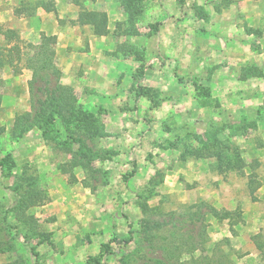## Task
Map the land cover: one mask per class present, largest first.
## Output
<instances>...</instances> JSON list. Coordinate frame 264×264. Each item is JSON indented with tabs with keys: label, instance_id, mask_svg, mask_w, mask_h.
Returning a JSON list of instances; mask_svg holds the SVG:
<instances>
[{
	"label": "rangeland",
	"instance_id": "obj_1",
	"mask_svg": "<svg viewBox=\"0 0 264 264\" xmlns=\"http://www.w3.org/2000/svg\"><path fill=\"white\" fill-rule=\"evenodd\" d=\"M71 1L111 3L109 17L101 5L90 11L119 40L106 85L71 87L75 107L101 125L62 124L51 102L35 116L25 60L40 41L15 42L18 57L0 35V264H138L143 252L175 263L163 250L178 233L198 246L184 245L177 264L218 248L234 251L235 264H264V85L245 84L257 76V20L245 22L242 0ZM245 46L253 53L241 64ZM30 190L41 198L23 214ZM201 203L229 216L180 231L175 220Z\"/></svg>",
	"mask_w": 264,
	"mask_h": 264
},
{
	"label": "crops",
	"instance_id": "obj_2",
	"mask_svg": "<svg viewBox=\"0 0 264 264\" xmlns=\"http://www.w3.org/2000/svg\"><path fill=\"white\" fill-rule=\"evenodd\" d=\"M242 1L244 6H242L241 11L244 13L241 16L245 22H249L250 19L257 20L260 26L259 30H261L259 32L261 36L258 38L260 47L257 52L253 53L251 52L253 51L252 48L245 46V51L242 53L241 64L245 62L244 60H247V57L251 55L250 53L255 54L257 57L256 63H252L257 68V76L251 80L248 79L245 84L250 86L253 81H256L259 86H263L264 0ZM33 2L45 4L51 7V9L45 10L42 6H39L36 10L26 9V6H29ZM48 3L50 4L47 5ZM79 5L71 0H0V26L11 30H18L20 40H26L33 44H37L40 41L41 33L48 36H55L57 40L55 46L56 62H58L61 71L60 84L62 86L72 87L77 91L80 87L101 89L102 85H106V76L105 78L102 77L107 73L105 70L113 67H110V64H112L110 61L112 59L107 57V53H110L116 43H119V40L116 39L114 34L115 25L111 26L112 24L109 21L108 34L105 36H97L93 32L92 26L78 22V16L79 12L83 10L82 8H85L87 11H92L95 9V6L98 7V5H101L103 11L109 17V8L107 7L111 6V3L110 1H94L88 3L83 2L81 6ZM252 8L254 11H251V14L248 13ZM244 14L249 15L245 16ZM242 38H249V36L245 34ZM241 43L242 46L246 44L245 42ZM252 65H249L251 66L249 67L250 69ZM243 66L241 65L240 67L242 68ZM232 78L230 76L228 78H218L217 80L219 81L215 80L213 85L216 84L222 88L226 84L224 81L228 82ZM217 93H219L218 90ZM106 96V99L109 98V94ZM106 128L109 130L111 126L106 125ZM187 165L189 166L190 163H187Z\"/></svg>",
	"mask_w": 264,
	"mask_h": 264
},
{
	"label": "trees",
	"instance_id": "obj_3",
	"mask_svg": "<svg viewBox=\"0 0 264 264\" xmlns=\"http://www.w3.org/2000/svg\"><path fill=\"white\" fill-rule=\"evenodd\" d=\"M39 6H42L45 10H49V7H47L45 4L38 3L37 7ZM78 22L92 26L93 32L97 36H105L109 32L108 19L104 13L81 10L79 12ZM0 35H2L6 39L7 43L13 42L15 44L10 48V50L16 51V54L19 57V48L16 45V43L20 42L19 35L12 30L3 31V29H0ZM56 42L57 40L55 36H50V35L48 36L44 33H41L40 42L38 45H31V44L27 45L32 50L31 55H29L25 60V66L32 73L31 79L28 82V92L30 96L32 109H35L34 115L43 116L42 114L46 105L49 104V102H51L53 106L56 108L58 112L57 118L61 119L62 124L64 123L65 125L70 124L72 118L75 117L76 120L74 121V123L76 122L75 124L77 128H82L84 130L83 122H81L80 119H83V121L85 120L91 121L92 123L95 121L100 126L101 124L99 120L97 118L95 120L92 114L83 111L82 108L80 107L78 108L75 107L76 98L74 96L73 89L71 87L62 86L60 84L61 71L57 66V62H56V51H55ZM242 75L243 77H245L247 75V72L246 73L243 72ZM77 116H79L80 119H77ZM54 120L55 119L50 118L48 126L53 125ZM46 124H47V119H46ZM48 126L43 129V132L48 131ZM101 127L103 129V126ZM68 136H70L71 139L75 140L74 136L71 135ZM95 136L99 137L102 135H100V133L96 135H94V133L91 132L88 133V138L91 141L97 138ZM79 143L81 144V146L85 148H89V145L87 144L86 141L79 140ZM210 156H212V153H210V151H207V154L204 155L197 154L195 155V158L200 160V159L210 158ZM2 166L3 164H0V167ZM26 196L27 197L25 198V200L22 201L21 210L23 214L27 209L37 206L38 205L37 199L41 198L40 193H38L36 190L33 191L30 190V192L27 193ZM203 205L204 204L201 203L199 206L190 207L188 209L190 211L188 212L189 215H187L185 218L183 217L184 216L183 215L182 218L179 219L178 221L175 220V223L177 224L179 223V225L182 226L181 229H179L180 231L182 230V228L185 227L187 228L189 226H192L187 224V220H190L191 224L194 221L195 223H199V225L204 226L203 220L205 219L207 214L212 215L214 218L218 220L225 219L226 216H229L228 213L221 215L220 211H218L214 207H208L207 210L203 213L202 212ZM194 208L197 209V212L196 211L191 212L194 211ZM172 215L174 217L176 214H172ZM201 232H204V229ZM201 235H204V233H201ZM174 239L175 241L173 243V246L166 247L163 250V253L165 255H170L174 253V256H176L174 258L175 263H168L171 259H165L164 257L163 258L161 257L162 259L158 257L152 258L151 257L152 253H146V252H143V255L149 260L144 261V260L136 259V262L138 264H177L178 262H181V254H183V252H186L184 251L183 246L184 245L190 246L191 242H189L190 241L189 239L184 237V234L181 235V233H178V235H176ZM192 244L193 245H191L190 250L193 252L195 248H197L198 243L197 241L196 242L194 241ZM257 248L264 253V251H262L263 250L262 247L259 244H257ZM190 250L186 254L190 255L191 252ZM217 251L221 253V256L212 258L214 256L213 254V256L211 257H203L200 259L191 258L190 263L191 264H235L233 258H239V256L236 255L234 251L224 252L219 248L217 249ZM139 254L140 252H138L136 256H138ZM181 264H188V263L182 262Z\"/></svg>",
	"mask_w": 264,
	"mask_h": 264
}]
</instances>
